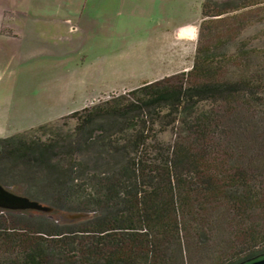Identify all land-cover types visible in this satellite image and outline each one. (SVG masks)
I'll list each match as a JSON object with an SVG mask.
<instances>
[{"label":"trees","instance_id":"1","mask_svg":"<svg viewBox=\"0 0 264 264\" xmlns=\"http://www.w3.org/2000/svg\"><path fill=\"white\" fill-rule=\"evenodd\" d=\"M262 3L203 0L187 70L69 113L79 161L52 139L0 137V165L21 159L24 195L94 212L61 223L0 209V264H234L263 252L264 28L245 32L264 21Z\"/></svg>","mask_w":264,"mask_h":264},{"label":"rangeland","instance_id":"2","mask_svg":"<svg viewBox=\"0 0 264 264\" xmlns=\"http://www.w3.org/2000/svg\"><path fill=\"white\" fill-rule=\"evenodd\" d=\"M14 1L22 6L24 3L27 6L29 3L32 5L27 13L30 14L29 18L33 26L31 34L36 36V57L24 58L19 53V49L22 48L27 39L26 32L22 30L24 18L26 19L27 16H20L19 13L12 10ZM195 1L177 0L181 4V8L180 12L175 15L176 23L192 20L196 17L200 8ZM116 4L115 0H6L5 7L9 10L5 14L6 24L12 28L18 26L21 30L16 32L20 37H13L9 35L10 33L5 32L9 36L4 37L3 40V58H0V137L25 133L31 140L38 139L44 143H48L52 139V143L57 144L54 152L59 156L70 153L74 160L77 158L76 160L79 161V152L76 150L78 151L80 147L76 142L80 140V136L75 134L76 120L66 117L69 113L57 118L60 112L73 109L77 98L81 97L83 91V94H86L85 97L90 95V88L95 82V90L100 85H105L104 88L111 86L117 89L101 94L88 105L107 100L111 95L129 92L144 81H148L145 79H151L154 75L171 72L172 67L167 61L163 64L160 59L155 62L156 58H142L143 47L140 46L139 40H135V43H131L129 46L130 41H127L124 47L116 42L111 46L102 43L99 49L95 48L99 55L108 57L109 61L111 58L116 61L107 65V74H112L107 80H98V75L92 71L94 69L91 70V68L96 67L92 63L97 58H89L86 54L76 58H54L53 55H48L49 52H45V48L41 46L44 45L41 44L44 41L51 42L54 46H61L62 42H65L64 36H67L69 30L71 32L77 30L75 34H78L81 31V26L86 23L96 22L97 25L105 21L107 24L109 21L113 22L117 19L118 21L115 23L119 26L124 25L121 28L125 30L129 29L131 36L141 37L143 35L139 28L141 22L126 14L115 15L116 10L121 9L119 5L116 7ZM262 4L261 7L264 8V3ZM96 5L105 7V10L111 13L94 11L96 7H93ZM254 8H258V5ZM246 10H250V8ZM252 16H250V20L253 18ZM246 25L247 30L245 32L246 35H249L263 29L264 21H253V24ZM12 33L15 34V32ZM257 41V46L264 45V38ZM124 49L127 53L123 55L128 54L127 56H129L131 53L132 56L134 52V56L123 58L120 52ZM191 61L193 58H187L185 64L183 62L181 67L178 65L172 71L177 73L182 71L184 67L189 68L192 64ZM174 73L165 74V76ZM123 85L129 86V88H124ZM51 121L53 123L43 130H30L32 127ZM160 137L167 141L170 139V134L169 132H162ZM56 158L58 156L53 155L52 161H55ZM19 161H21L19 157L4 161V164L0 165V169L9 171L7 168L11 169L12 166L15 168L16 171H12V174L6 179L7 187L15 193L24 195V186L20 187L14 183L18 172L24 170L20 168ZM11 178L13 180H10ZM43 203L47 205V202ZM71 212L73 211L60 210L46 214H49V219L61 223H71L85 217L88 218V216L71 218L70 214H65Z\"/></svg>","mask_w":264,"mask_h":264},{"label":"crops","instance_id":"3","mask_svg":"<svg viewBox=\"0 0 264 264\" xmlns=\"http://www.w3.org/2000/svg\"><path fill=\"white\" fill-rule=\"evenodd\" d=\"M117 2L116 7L119 5L121 7L120 10H116L115 15L119 16V14H126L127 16H133L141 22L139 24V28L141 29L143 35L141 37L131 36L129 34V29L125 30L121 28L124 25H117L115 23L118 21H109L107 24L105 21L100 22L101 24H95L93 22L91 24L86 23L84 26H81V31L78 34H75L76 31L67 32V36H64V40L62 45H55L51 42L44 41L41 45L45 48V52H49L48 55H53L54 58H76L79 55L86 54L89 58H97L95 62L96 67L91 68L93 73L98 75V80L104 79L107 80L110 75L107 74V65L109 63L116 62L114 58H111L109 61L105 56L99 55L96 49H99L100 46L110 45L114 43H120L121 47H124L127 41H130L128 46L131 43H135V40H139L140 46L143 47L141 52L142 58H156L155 62L159 61L161 63H165L167 61L168 64L171 65L172 69L186 63L187 58H193L195 53V46L198 37V28L199 24L202 20L201 15V5L203 0H196L197 6H199L200 11L197 12L196 17L192 20H184L181 23H176L175 15L180 12L181 4L177 2V0H115ZM6 0H0V58H3V40L6 36L20 37L16 32H19L21 29L17 26V28H12L8 24H6L5 14L6 11H9L5 7ZM13 11L20 14V16H27L24 18L23 23V32H26L27 39L24 41L22 48L19 49V53L21 57L30 58L36 57V36L31 34L33 26L31 24V19L29 18L30 14L27 13L28 9L32 8L31 3L29 5L23 4V6L19 3L13 2ZM174 6H176L174 8ZM96 7V8H95ZM196 7V6H195ZM94 11L103 12L105 7L103 6H94ZM77 11V10H76ZM111 13V12H110ZM82 16V14H81ZM80 21V19H79ZM105 22V23H104ZM22 27V26H21ZM144 30V31H143ZM10 33L9 35L6 34ZM12 32H15L13 34ZM2 39V40H1ZM137 44V43H136ZM84 53H83V52ZM132 52V51H131ZM120 55L126 54L127 51L122 50ZM123 55V58H131L134 56ZM99 58V59H98ZM105 58V59H102ZM167 59V60H166ZM190 61V60H189ZM192 62V61H191ZM105 66V67H104ZM190 67V66H189ZM171 72H162L160 74L154 75L151 79H145L148 81L156 80L165 76V74L174 73L176 71ZM187 67H184L183 70H187ZM116 75V73L114 72ZM94 76V75H92ZM103 81V80H102ZM96 83V82H95ZM95 83L91 86V93L87 97L86 94H81V97L77 98L75 102V107L71 110H66L60 112L57 118L71 113L73 111L82 109L88 104L92 103L94 99H96L101 94L109 93L114 89V87H105V85H100L95 90ZM124 88H129V86H124ZM121 87V88H123ZM103 88V89H102ZM85 97V98H84Z\"/></svg>","mask_w":264,"mask_h":264},{"label":"water","instance_id":"4","mask_svg":"<svg viewBox=\"0 0 264 264\" xmlns=\"http://www.w3.org/2000/svg\"><path fill=\"white\" fill-rule=\"evenodd\" d=\"M0 209L9 211H25L33 210L43 213H52L54 209L51 206L38 202L37 200L30 199L26 195L15 193L9 190L6 186L0 183ZM70 214L71 218H79L83 216L92 217L94 212L89 211H73ZM86 218V217H85ZM73 221V220H69ZM234 264H264V251L257 253L253 256L247 257Z\"/></svg>","mask_w":264,"mask_h":264}]
</instances>
